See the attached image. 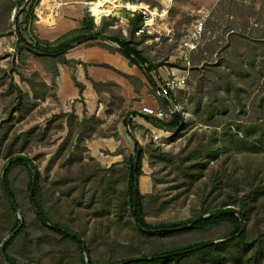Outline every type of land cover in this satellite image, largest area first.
I'll return each mask as SVG.
<instances>
[{
  "label": "rangeland",
  "instance_id": "1",
  "mask_svg": "<svg viewBox=\"0 0 264 264\" xmlns=\"http://www.w3.org/2000/svg\"><path fill=\"white\" fill-rule=\"evenodd\" d=\"M137 1L116 0L109 5L125 17L131 12L126 4H137ZM141 1L147 4L146 9L157 10L158 14L151 16L150 33L134 34L133 40L149 61H162L164 65L160 67L163 71L176 68L179 76L185 75L186 82L184 87L173 92L184 127L176 135L157 131L160 134L157 141L151 138L149 130L144 129L140 135L145 153L142 171L150 180L148 187L142 186V193L148 195L144 200L145 219L158 225L190 219L202 210L240 209L246 204L248 210L243 228L248 240L257 238L264 232V148L250 152L224 147L215 158L208 159L206 155L210 148L218 146L227 128L234 131L230 125L232 121L244 126L264 123V109H259L257 101L258 95L264 93V75L258 77L259 73L264 74V0ZM45 5L47 0H38L33 7L34 13ZM83 11L95 21L88 5ZM114 15L117 14L112 12L102 17L98 28L107 35L122 36L126 22L113 18ZM39 19L37 15L33 18L32 33L39 39H53V36L44 37L41 28L46 26L42 22H33ZM198 21H203L202 33L197 48L188 53L185 43L190 40L189 31ZM54 24L51 21L50 26L54 27ZM11 26L13 28V23ZM228 29L235 31V37L229 42L226 40ZM128 30L129 23L127 37ZM15 39V34H0V179L8 161L13 160L5 156L8 144L20 133L34 129L36 133L29 139L26 150L15 156H28L32 160L40 175L41 196L48 215L78 231L89 246L91 257L98 263L119 257H138L194 241H219L217 238L230 229L228 223L182 230L173 235H139L126 203L124 162L121 166H102L88 148L89 142L98 137L111 135L117 139L115 125L130 111L114 84L105 82L97 86L98 93H105L100 95V100L103 97L108 100L107 116L103 119L96 116L101 120L96 131L90 139L79 138L78 141L79 128L75 126L69 134L65 123L64 114L73 112L66 111L58 101L53 65L26 47L28 53H17ZM105 43L113 49L118 48ZM251 61L255 65H250ZM239 62L247 63L242 67L250 72L249 76L238 78L244 108L241 110L238 106L226 115L209 119L207 114L197 110V102L200 98L204 103L214 99L219 73ZM154 75L160 81L158 70ZM14 85L26 94V106L21 112L13 110ZM219 93L223 95L224 92ZM229 101L231 103L232 98ZM143 105L137 104L140 109ZM163 107L166 108V104ZM63 144V153L59 155ZM118 149L123 154L124 147ZM99 152L107 156H100ZM99 152L98 157L111 154L104 150ZM99 168L113 169L108 174L114 180V189L104 198V184L101 182L104 173ZM88 175L90 179L86 181ZM25 180L22 169H15L11 176L12 187L23 213V217L21 214L17 217L27 224V240L12 245L9 253L31 264H78L76 247L37 222L34 206L27 201L29 194L25 190ZM70 187L75 190L67 197ZM253 191L257 195L251 199ZM92 196L95 197L94 203L91 202ZM106 200L111 203L108 212L97 216L95 212ZM11 221L0 190V247L11 236L7 233ZM228 252L218 249L186 258L180 264H234Z\"/></svg>",
  "mask_w": 264,
  "mask_h": 264
},
{
  "label": "trees",
  "instance_id": "2",
  "mask_svg": "<svg viewBox=\"0 0 264 264\" xmlns=\"http://www.w3.org/2000/svg\"><path fill=\"white\" fill-rule=\"evenodd\" d=\"M24 1L25 0H0V34H14V29L11 26L12 13ZM37 2L38 0H27V2L22 5L20 11L17 13L15 17L16 29L19 33L21 41L15 39L14 48L15 51L20 54L27 52L26 48L22 45V42L26 46L32 48V50H30L32 54L40 56L42 60H45L46 62H49L51 65H53L52 70L55 77L58 75V63H64L73 66V64L77 62L74 59H67L65 57V53L68 49L86 40L98 39L100 37L104 40L115 42L118 45L116 50L124 55L130 61V63L136 64L151 82L154 81L152 72L164 65L162 61H149L143 55L142 51L137 47L136 42L133 40L136 30L140 27L143 21V16L139 12H133V14L128 17L130 27L129 35L126 38L116 35L103 34V31H101L100 28L95 30L93 19L91 17H85L84 27L72 31L56 39L55 41H49L45 39H39L32 33L31 30L32 20L35 17L33 7ZM6 30L8 32H6ZM226 33V40L228 42L229 40L231 41L233 36L235 37L234 30L231 31L228 29ZM260 37L261 36H257V38ZM228 47L229 46H227V48ZM246 64L247 63L239 62L237 64H233V66H229L227 70L221 71L219 73L220 81L214 88L215 98L211 101H208L207 103H204L200 98L196 104L197 110L201 111L205 115L207 114L209 119L220 114L226 115L230 110H235L238 106L239 109L242 110L244 108V103L241 95L242 88L240 87L238 78H243L250 75L249 70L242 67ZM249 64L255 65L254 61H251ZM259 75L260 76L258 77L260 78L264 74L259 73ZM73 81L79 88V94L81 95L84 88L83 84L78 82L74 76ZM102 84L104 83L92 81V85L96 90L97 86ZM14 89L16 96L13 110L15 112H21L26 106V94L17 85H14ZM218 90L219 92L223 91V95L220 94ZM231 98L232 101L229 103ZM257 101L259 109H264V93L258 95ZM131 113L132 112L129 111L127 115ZM64 116L65 123L69 129V134L70 131L75 129V126L79 128L80 134H78V137H76L78 141L80 140L79 138L84 140L90 139L91 134L96 131L97 125L101 123V120L96 116H90L82 119H79L73 113H66ZM180 120L181 119L177 114H171L170 117L164 120L151 119V123L156 127L159 133L176 135L180 129L184 127V124H182L181 128L177 132L173 133L165 131L161 127H179ZM124 123L125 126L130 125V118L128 117ZM230 125L234 127V131H232L231 128L226 129L225 133L219 139L218 146L215 148H210L207 152L206 157L208 159L215 158L220 149L223 150L224 147L227 149L234 148L235 150L250 152H258L259 148H264V123L244 126L240 123H237L236 121H232ZM35 133L36 131L34 129L24 131L17 135L15 139L11 141V143H9L6 147L5 156L13 160L8 161L6 164L3 176L4 180L2 181V176L0 179V190L1 197L5 201L6 211L12 217L11 225L7 233L14 232L6 240L4 254L2 253V250H0V264H31V262L18 259L16 256H13L9 253L12 245L17 242H21L23 244L24 241L27 240L25 237L27 232V224L22 222L17 217L18 214H21L23 217V213L20 210V204L12 187L11 181L12 173L17 168L22 169L26 175L25 190L28 194L30 187L33 184V190L28 195L27 201L30 205L32 202L34 203L35 217L37 222L46 229L52 230L58 234L61 239L70 241L71 244L76 247L78 250V264H120L123 260L130 258L119 257L110 259L103 263H98L91 257L89 246L84 243L81 234L78 231H75L64 224L59 223V221L54 220L48 215L45 209V203L41 196L40 175L37 167L28 156H23L21 158L15 156V154L26 150L29 139ZM37 134H39V132ZM41 135L45 136L44 133ZM78 141H76V146ZM64 146L65 144H63L62 148L59 149V155H62ZM76 146H74V149H76ZM118 152H122V150L118 149ZM144 157L145 153L143 146L139 145L137 142H134L130 154L125 156L123 161L126 166V203L129 209V216L131 217L134 225V229L139 235H173L182 230L204 229L221 222L228 223L230 229L219 236L217 238L219 241L217 242H213L212 239L194 241L179 247L160 250L150 254H143L141 256L149 257V259L138 261L133 260L124 264H180L186 258L203 255L205 253H213L218 249H223V251L228 250V253L230 254V261H232L234 264H264V232L263 234L259 235V237L248 240L247 231L243 228V226L241 228V221L244 222L247 216L248 209L246 204L240 209H216L212 211L202 210L201 213L195 215L194 217L182 221H174L158 225L148 223L145 219L144 208V200L146 197H148V195L141 193L138 187L136 200L133 204L135 176L139 177L143 173L142 167ZM26 160L29 163H26ZM99 170L103 171L104 173L101 179V182L104 184L102 189V198H104L106 195L109 196L110 192L114 189V180L108 174L109 171H112L113 169L99 168ZM33 176L35 178L34 183L32 182ZM89 179L90 175L86 177V181ZM66 181L67 179H65L64 182ZM4 184L8 189L9 195L5 191ZM74 190L75 189H73V187H70L68 189L67 197H69ZM256 195L257 192L253 191V193H251V199L256 198ZM94 199L95 197L92 196L91 202L94 203ZM106 201L107 202L100 206L99 210L95 212L97 216H102L104 213L108 212L109 205L111 203L108 200ZM135 217L139 225H136L134 219Z\"/></svg>",
  "mask_w": 264,
  "mask_h": 264
},
{
  "label": "crops",
  "instance_id": "3",
  "mask_svg": "<svg viewBox=\"0 0 264 264\" xmlns=\"http://www.w3.org/2000/svg\"><path fill=\"white\" fill-rule=\"evenodd\" d=\"M90 1L92 0H47V5L35 10V15L40 19L33 22H42L46 26L41 28L42 33L45 34L44 37L49 38L53 36L52 38L54 39L45 40L55 41L85 26L84 18L87 16L83 10ZM136 3L135 5L138 9L146 8L147 6L141 0ZM113 12L117 14L113 18H119L120 21L126 22L127 26L125 25L126 27L122 28L121 31L122 36H119L126 38L129 23L128 17L133 12H129L125 17L119 11ZM95 14L100 15L98 13ZM102 17L106 16L96 17V22H93L95 30L98 29V24ZM51 21L55 22L54 27L50 26ZM114 28L116 27H112V29ZM104 43L105 40L101 37L89 39L74 45L66 51L65 57L67 59H74L77 62L73 66L64 63L57 64L58 75L55 77L56 95L61 106L65 107L66 111H72L79 119L84 117V115L87 117L98 116L100 119H103L107 116L105 110L108 100L104 97L103 100H100V95L103 96L105 93L104 91L98 93L92 85V81L101 83L112 82L114 84L117 94L122 97L123 102L132 112V116L129 117L130 114H126L116 123L115 132L118 135L117 139L111 135L98 137L89 142L88 148L91 150L92 156L102 166L109 167L112 164L121 166L124 161L123 154L127 156L130 154L134 142L142 145L140 135L144 129L149 130V133H157L156 127L151 123V118L140 112L137 104L143 103V106L160 107L163 109L175 105L178 106L179 104L173 97L175 96L174 93L169 98L162 97L158 93L162 81L167 77L168 70L165 69L166 71H163L161 67L157 69L161 76L160 81L156 79L153 71L154 81L151 82L136 64L130 63L119 51ZM73 76L84 86L81 95L79 94V88L73 81ZM165 104L166 108L163 107ZM109 116L112 115L110 114ZM128 117L130 118V125L125 126L124 121ZM120 147H124L123 154L122 152H116ZM101 150L109 151L111 154L108 157H98L97 153ZM144 185L148 187L150 180L145 173H142L138 177V188L141 193L143 192L142 186Z\"/></svg>",
  "mask_w": 264,
  "mask_h": 264
},
{
  "label": "built area",
  "instance_id": "4",
  "mask_svg": "<svg viewBox=\"0 0 264 264\" xmlns=\"http://www.w3.org/2000/svg\"><path fill=\"white\" fill-rule=\"evenodd\" d=\"M129 3V2H128ZM127 3V4H128ZM127 9H130L132 12L135 11H139V13L142 14L143 16V21L140 25V27L136 30L135 34L136 35H141L144 32L150 33V29H151V16L153 15H157V10L154 11H150L146 8H130L126 5ZM89 12L91 13V15L95 18V16L93 15L92 11H90L89 7H88ZM110 14H112V12H110ZM113 17V16H112ZM202 28H203V21H198L197 24H195L192 29L189 31V37L190 40L185 43L187 52H191L193 50H195L197 48V44H198V40L199 37L202 33ZM186 63L189 64L188 59L186 58L187 55L185 53L184 55ZM176 68H170L167 77L162 81L160 88H159V95H161L162 97L165 98H169L171 96V94L173 92H175L176 90L184 87L185 85V75H178L176 73ZM176 111H180V108L178 106H172V107H168L167 109H163L160 107H151V106H142L140 109V112H142L143 114L147 115L148 117H150L151 119H155V120H164L168 117H170L171 114H175ZM132 114L129 115V117H131ZM151 138L154 141L160 140V134L158 133H151ZM100 156H107L104 155L103 152H99Z\"/></svg>",
  "mask_w": 264,
  "mask_h": 264
},
{
  "label": "water",
  "instance_id": "5",
  "mask_svg": "<svg viewBox=\"0 0 264 264\" xmlns=\"http://www.w3.org/2000/svg\"><path fill=\"white\" fill-rule=\"evenodd\" d=\"M26 2H27V0H25V1H24V2H23V3L17 8V10L13 12L12 17H11V20H12V23H13L14 34H15L16 39L19 40V41H21V38H20L19 33H18L17 29H16V21H15V17H16V15H17V13L20 11L22 5H23L24 3H26ZM103 40H104V39H103ZM105 41H106V42H109V43H111V44H114V45H116V46L118 47V45H117L115 42H111V41H107V40H105ZM22 45H23L24 47H26L27 49L32 50V48L26 46L25 44H23V42H22ZM175 114H177V115L180 117V119H181V120H180V125H179V127L171 128V127H166V126H164V127H161L162 129H164V130H166V131H168V132L173 133V132L178 131V130L181 128V126H182V124H183V122H184L183 117H182V114L180 113V111H176ZM19 158H21V157L19 156ZM26 163H29V162L26 160ZM5 168H6V167H5ZM5 168L3 169V172H2V181L4 180V177H3V176H4ZM137 179H138V177L135 176V183H134V190H133V204H134V202H135V200H136V193H137V187H138V181H137ZM34 180H35V178H34V176H33V177H32V182H33V183H34ZM4 188H5V191L7 192V194L9 195V193H8V189H7V187H6L5 184H4ZM32 190H33V184H32V186L30 187L29 194L32 192ZM32 205L34 206V203H33V202H32ZM133 211H134V208H133ZM134 219H135V223H136V225H139L138 222L136 221V217H135ZM20 224H21V223H20ZM20 224H19V225H20ZM242 226H243V222L241 221V228H242ZM13 232H14V231H13ZM13 232H11L10 235H12ZM5 243H6V241H3L2 245H1V250H2V253H3V254H4V246H5ZM83 244H84V243H83ZM145 259H149V257L138 256V257H133V258H127V259L123 260L120 264L128 263V262H131V261H133V260L138 261V260H145Z\"/></svg>",
  "mask_w": 264,
  "mask_h": 264
},
{
  "label": "bare ground",
  "instance_id": "6",
  "mask_svg": "<svg viewBox=\"0 0 264 264\" xmlns=\"http://www.w3.org/2000/svg\"><path fill=\"white\" fill-rule=\"evenodd\" d=\"M115 1L116 0H97L94 2L90 1L87 3V5H88L90 11H92V13L94 12V13L100 14L101 16H108L110 14V12H113L112 7L109 4H112ZM131 3H128V4L125 3V4L130 8H136L137 7L135 4H131ZM39 14L41 15L40 12H39ZM95 20H96V17H95Z\"/></svg>",
  "mask_w": 264,
  "mask_h": 264
}]
</instances>
